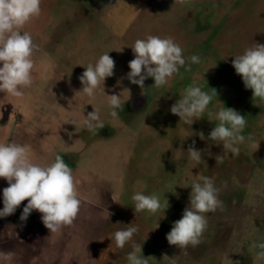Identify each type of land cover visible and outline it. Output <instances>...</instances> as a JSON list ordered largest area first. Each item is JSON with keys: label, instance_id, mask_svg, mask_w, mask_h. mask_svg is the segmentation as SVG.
<instances>
[{"label": "rangeland", "instance_id": "1", "mask_svg": "<svg viewBox=\"0 0 264 264\" xmlns=\"http://www.w3.org/2000/svg\"><path fill=\"white\" fill-rule=\"evenodd\" d=\"M173 4L174 0H41L40 15L21 29L38 45L33 84L20 98L0 93V143L30 144L41 163L48 147H54L72 169L78 164L95 169L97 186L112 200L92 216L98 226L104 220L111 224L94 264H128L133 243L142 244L149 264H264L254 259L259 249L251 247L264 242V101L253 99L232 66L235 56L255 43L264 44V0ZM148 35L172 38L182 48L186 65L167 85L156 88L149 77L142 90L125 77L134 59L131 46ZM108 52L115 68L104 89L106 95L121 94L124 108L118 110V118L109 115L108 97L102 91L94 98L78 92L85 67ZM192 55H198L200 63L189 67L187 58ZM193 84L213 98L190 126L170 108ZM93 106L104 124L96 134L81 124ZM224 107L237 110L247 121L238 155L226 154L222 145L207 139L219 123L214 114ZM68 120L76 124L65 123ZM193 141L195 149L202 150L199 162L187 153ZM197 175L214 180L221 206L204 214L207 228L200 244L170 245L166 235L189 206ZM138 191L156 194L163 207L155 214L135 213L131 197ZM131 223L139 229L132 241L123 249L110 243L112 233ZM85 227L82 221L80 229Z\"/></svg>", "mask_w": 264, "mask_h": 264}, {"label": "clouds", "instance_id": "2", "mask_svg": "<svg viewBox=\"0 0 264 264\" xmlns=\"http://www.w3.org/2000/svg\"><path fill=\"white\" fill-rule=\"evenodd\" d=\"M184 2L185 0H174V4ZM40 5L41 0H0V93L20 98L24 95V89L33 84V57L38 45L34 43L29 32L22 33L21 29L40 15ZM131 49L134 59L129 61L130 71L125 78L142 90L145 88V80L149 77L154 80L152 86L156 88L167 85L170 79L179 73L180 68L186 65L182 48L170 37L148 35L144 39H137ZM187 63L189 67L191 64H198L200 57L192 55L187 58ZM232 66L235 73L241 76L245 88L252 90L253 99L264 101V44L255 43L243 54L235 56ZM114 68L115 62L109 52L101 55L94 65L89 63L78 77L82 85L78 92L82 91L89 98H94L98 90L105 94V80L114 75ZM212 90L217 96L216 91ZM106 96L109 115L118 118V110L122 111L124 108L121 94ZM212 98V95L202 91L201 87L189 85L171 106L170 112L177 115L180 122L191 126L203 116ZM93 108L94 111L89 112L87 116L83 115L81 124L89 132L96 134V130L104 128V124L99 110L94 106ZM214 118L219 123L207 139L216 145H222L226 154L238 155L239 145L246 140L242 134L247 123L245 116L233 108L224 107L214 114ZM65 123L75 125L76 121L68 120ZM200 137L204 139V134L200 133ZM247 139L250 140L251 137ZM194 145L195 141L187 153L191 160L199 162L202 150H196ZM45 148L47 149V146ZM220 160L222 162L223 158ZM0 178L8 184L3 189L0 217L14 214L21 203L27 200L20 216L21 221H26L35 210L41 213V221L50 233H57L63 227L73 225L82 203L78 190L79 181L73 169L60 155H56L50 163H41L36 160L30 144L0 143ZM219 192L212 178L197 175L191 185L189 206L166 235L170 245L180 248L188 245L195 247L202 242L201 237L207 228V218L204 214L214 212L221 206ZM131 199L135 213L148 211L155 214L163 207L156 194L146 195L138 191ZM110 215L109 212V217ZM138 230V227L131 223L108 238L116 247L123 249L132 241ZM132 247L133 250L127 254L128 264H149L148 257L142 254V244L133 243ZM251 247L259 249L254 259L264 261V242H253ZM14 256L13 252H0V262L11 264Z\"/></svg>", "mask_w": 264, "mask_h": 264}, {"label": "crops", "instance_id": "3", "mask_svg": "<svg viewBox=\"0 0 264 264\" xmlns=\"http://www.w3.org/2000/svg\"><path fill=\"white\" fill-rule=\"evenodd\" d=\"M48 148L54 154L48 150L43 156L44 162L50 163L59 153L54 147ZM81 166L78 164V168L73 169L79 181L78 190L82 200L73 225L65 226L57 233H50L41 221V213L35 210L26 221H21L20 216L27 200L21 203L14 214L0 217V252L15 253L11 264H94L98 251L111 230V224L104 220L98 226L92 221V216L95 218L94 212L102 208L99 206L112 199L109 193L102 192L101 187L97 186V179L92 175L95 169L91 168L89 171ZM7 186V182L0 178V209L3 208V189ZM82 221L86 224L84 231L80 229Z\"/></svg>", "mask_w": 264, "mask_h": 264}, {"label": "flooded vegetation", "instance_id": "4", "mask_svg": "<svg viewBox=\"0 0 264 264\" xmlns=\"http://www.w3.org/2000/svg\"><path fill=\"white\" fill-rule=\"evenodd\" d=\"M47 60L51 61V58L49 57ZM58 60H59V58H58Z\"/></svg>", "mask_w": 264, "mask_h": 264}]
</instances>
